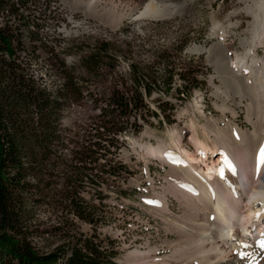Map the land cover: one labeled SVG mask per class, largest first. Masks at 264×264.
<instances>
[{
  "label": "rangeland",
  "instance_id": "374dc122",
  "mask_svg": "<svg viewBox=\"0 0 264 264\" xmlns=\"http://www.w3.org/2000/svg\"><path fill=\"white\" fill-rule=\"evenodd\" d=\"M150 1L178 12L171 18L142 17ZM259 6V0H30L21 10L28 23L22 22L20 26L38 30L42 40V44L38 42L32 67L53 85L56 83L49 77L48 57L40 45L54 48L68 65H73L88 48L93 49L98 42H110L124 51L114 58L113 64L120 77L129 76L133 63L152 65L154 69H149L148 74L161 77L165 71L160 69L157 57L169 53L166 63L176 74L170 94L165 87H157L149 107L160 113L158 104L168 103L167 115L173 116V124H159L151 119L150 124H143L138 135L132 133L120 139L117 160L126 165L129 173L122 182L104 188L103 204L95 202L101 217L99 226L78 224L84 235L96 233V241H102L107 251L114 254L116 264H167L177 256L181 241L172 232L192 220L189 206L172 195L174 191H184L179 185L181 175L164 159L144 152L142 145L163 147L175 139L196 154L190 139L206 140L214 150L208 162H216L220 158L219 141L206 130L229 132L239 127L251 133L257 129L264 136V127L259 129L249 121L253 108L250 98L243 93V98L229 97L226 75L216 61L219 46L227 52L228 61L241 60L248 66L254 65V70L264 61V45L254 46ZM242 73L254 74L250 70ZM189 79L195 81L190 98L186 86ZM111 84L105 86L109 88ZM103 91L93 93L94 99H86L65 112L62 124L72 137L79 135L85 139L91 132L101 112L94 100L100 99L98 94ZM259 108L264 109V104ZM235 152L241 153L236 146L234 155ZM90 193L86 194L88 199L94 190ZM162 200L169 208L161 206ZM38 218L47 222L45 227L58 223L45 210L39 211ZM37 241L42 248L59 244L55 239ZM167 241L175 244L169 246ZM136 258L144 260L135 262Z\"/></svg>",
  "mask_w": 264,
  "mask_h": 264
},
{
  "label": "trees",
  "instance_id": "16d2710c",
  "mask_svg": "<svg viewBox=\"0 0 264 264\" xmlns=\"http://www.w3.org/2000/svg\"><path fill=\"white\" fill-rule=\"evenodd\" d=\"M29 1L0 0V264H116L96 233L88 237L78 224L97 228L101 217L95 202L103 204L104 188L129 173L117 160L120 139L138 135L151 119L173 124L169 104H158V113L149 100L157 87L170 94L175 70L164 52L157 57L163 76L148 74L152 65L133 63L129 76L120 77L113 65L124 52L120 46L98 42L68 65L54 48L40 45L56 83L50 84L32 67L42 44L39 31L20 26L28 23L21 10ZM194 82L186 85L189 98ZM100 90L94 100L99 120L85 139L72 137L62 124L65 112ZM41 210L58 223L45 227ZM38 239L59 244L42 248Z\"/></svg>",
  "mask_w": 264,
  "mask_h": 264
},
{
  "label": "bare ground",
  "instance_id": "6f19581e",
  "mask_svg": "<svg viewBox=\"0 0 264 264\" xmlns=\"http://www.w3.org/2000/svg\"><path fill=\"white\" fill-rule=\"evenodd\" d=\"M259 1L261 13L254 24L257 33L254 46L264 45V0ZM177 12L169 6L160 8L155 1H150L141 16L171 18ZM219 51L215 59L226 75L229 97L239 95L243 98L242 93L249 97L253 105L249 121L257 128H263L264 109L259 107L264 104V61L254 70V65L248 66L241 60L228 61L227 52L220 46ZM244 70L254 74L242 73ZM213 129L216 128L208 129L206 133H212L219 141L220 158L216 162H208L214 150L206 140L190 139L196 146V154L175 139L163 147L141 146L144 152L164 159L181 175L179 185L184 191L179 194L174 191L172 195L185 202L192 212L191 222L184 227H175L172 232L181 241L177 256L167 264H264V248L261 247L264 242V163L261 162L264 136L256 132L257 129L254 133L239 127L229 132ZM234 146L241 151L237 155L235 152L236 156ZM215 163L225 166V175H219ZM248 196L252 197L250 201ZM161 203L162 207L169 208L164 200ZM254 220L262 224L259 230H253ZM166 244L172 246L175 241ZM143 260L136 258L135 262Z\"/></svg>",
  "mask_w": 264,
  "mask_h": 264
},
{
  "label": "snow or ice",
  "instance_id": "6c2138e0",
  "mask_svg": "<svg viewBox=\"0 0 264 264\" xmlns=\"http://www.w3.org/2000/svg\"><path fill=\"white\" fill-rule=\"evenodd\" d=\"M261 162L264 163V149H261ZM261 247H264V242L261 243Z\"/></svg>",
  "mask_w": 264,
  "mask_h": 264
}]
</instances>
